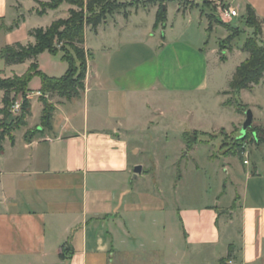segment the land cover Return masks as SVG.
<instances>
[{"label":"crops","instance_id":"1","mask_svg":"<svg viewBox=\"0 0 264 264\" xmlns=\"http://www.w3.org/2000/svg\"><path fill=\"white\" fill-rule=\"evenodd\" d=\"M175 1L171 24L164 4V27L154 28L160 4L146 3L128 17L117 14L95 30L86 28L85 89L71 100L46 95L55 107L50 129L41 127V80L29 86L39 111L31 110L0 153V264H221L229 254L228 264H264V143L246 144L242 159L220 151L214 160L223 162L220 169L209 164L218 186L203 199L182 187L183 173L202 168L192 158L201 145L188 146L186 132L242 130L246 115L226 104L231 96L224 92L249 58L243 47L253 30L237 27L241 34L224 55L238 54L241 62L221 76L220 48L231 32L217 24L209 32L212 11L203 0ZM233 1L242 17L253 7L263 23V43L264 0ZM26 3L38 9L35 0H0L4 78L16 75L6 73L16 65L1 58L5 47L34 44L33 29L65 19L57 14L49 26L25 28ZM218 28L223 36L211 44ZM171 67L175 73L167 74ZM183 69L189 73L183 76ZM182 94L197 95L192 107L182 112L180 101L166 107ZM3 96L0 91V108ZM239 98L252 111L253 125L264 129L263 85ZM171 129L183 139L164 137ZM139 165L143 171L135 178Z\"/></svg>","mask_w":264,"mask_h":264},{"label":"trees","instance_id":"2","mask_svg":"<svg viewBox=\"0 0 264 264\" xmlns=\"http://www.w3.org/2000/svg\"><path fill=\"white\" fill-rule=\"evenodd\" d=\"M39 8L37 13L45 15L49 11L57 10L63 4L76 7L78 10L71 9L70 16L67 19H58L47 28H37L30 32L35 38L34 44L22 45L20 43L5 47L1 51V58L9 66L23 64L28 60H34L30 69L22 76H14L12 79H3L0 76V91L4 92L2 99L3 108L0 109V153L2 152V144L6 137L13 139V132L26 125V119L31 113V102L28 99L30 93L29 84L34 77L41 79V96L40 102L43 104V113L41 117V127L50 129L55 107L46 99L48 94H57L61 98L71 100L79 97L81 91L85 89V79L87 75V55L84 49L85 30L87 27L97 29L98 26L106 20L108 15L115 13L122 8H128L120 5L117 0H50L42 2L35 0ZM204 5L212 9L209 15L210 26L209 32L212 31L213 22H217L230 31L232 35L223 41L222 53L225 52V45L230 44L240 35V30L232 24H227L216 19L213 4L209 0H203ZM159 3V9L156 15L154 28L164 27L167 23V8L164 7L166 0H147L144 3L139 1L131 2L129 7L139 6L140 4ZM129 13H125L128 17ZM246 26L253 29V35L247 39L244 44L243 51L249 54V58L245 60L236 69L233 78L229 84V89L224 92L225 95L231 96L226 102L227 105L235 107L237 112L245 114L249 107L245 105L239 98L243 90H252L260 84L264 87V44L259 43V37L263 34V23L257 16L251 5L246 7V14L243 17ZM16 23L15 26H18ZM45 51L53 55L63 54V61L68 64V70L61 78H52L44 74L36 61L38 56ZM226 57L222 55L221 60ZM12 93L16 95L22 94L23 105L19 119L13 123H7L10 118V111L13 106ZM224 132V131H222ZM33 131H29L28 135ZM214 138L213 134H205L199 132H186L184 134L185 142L188 146L198 143H209V139H201V137ZM247 143L262 144L264 143V129L262 127L252 126L248 129L245 137L241 138V134L230 145L223 143L221 152L225 156H238L243 158V152ZM235 207V206H234ZM231 254L221 261V264H228Z\"/></svg>","mask_w":264,"mask_h":264},{"label":"rangeland","instance_id":"3","mask_svg":"<svg viewBox=\"0 0 264 264\" xmlns=\"http://www.w3.org/2000/svg\"><path fill=\"white\" fill-rule=\"evenodd\" d=\"M136 1H139L140 3H144V1H142V0H117L118 4L125 5L128 8H122V9L116 11L115 13L108 15L107 18L109 17L111 19V17L112 18L117 17V14L118 15H121V14L125 15V13L129 12L130 9L137 8L138 7L137 5H135L134 7H129L131 2H136ZM219 1H220V5L218 4L219 6L232 7L233 9H235L238 12V16L235 17L234 19L228 20L229 22H227L226 19L225 20L222 19L220 11L217 9V7H218V5H217L215 7L213 6V8L215 10L214 16L216 17V19H220L221 21H223L224 23H227V24H232L235 28H237L238 26H241V24L242 25L245 24L244 18L242 17L240 10L238 9L236 3L233 0H219ZM218 2H212L211 1L212 4L218 3ZM149 4L150 3H147V5H149ZM166 4H168V6H169V10H170L169 22L171 24V22H174V20L176 18V7L178 6V1H175V0H172L170 2L166 1ZM63 5H65L64 6L65 8L62 10ZM63 5L60 8H58L57 10L51 11V13L49 15H47L48 13L45 15H39L37 13V9L34 10L32 8V6L34 7V3H33V5L26 3L25 4V8L27 9L26 13L28 12L29 15L27 17V23H26L25 28L30 29L32 27L49 26L52 23V21L54 20V18H56L57 14H63L65 16V19H67L70 16V10L71 9H74L76 11L78 10L76 7L70 6L68 4H63ZM38 8H39V6H38ZM30 11L32 14H30ZM210 11H212V9H210ZM208 19H209V16H208ZM213 23L217 24V22H215V21ZM218 26L221 27V25H218ZM244 27L246 29L249 28L248 26H246V24L244 25ZM223 28L228 30L229 32H231L230 36L232 35V31H230L229 29H227L225 27H223ZM249 29H251V28H249ZM251 30H253V29H251ZM222 32H224V30L221 28H218L217 32H214L212 34V36L210 37V39H211L210 43L213 44L217 39L222 38V36H223ZM240 34H241V32H240ZM262 35L259 37V43H261L260 38L262 37ZM244 39H245V37L242 35L237 42L242 43L244 41ZM231 44L232 43L224 44V45L227 49V46L228 45L230 46ZM236 44H238V43H236ZM263 44H264V42H263ZM222 45H223V43H222ZM226 49H225V51H226ZM221 50H222V48H220V51ZM222 55L226 57V55H224L221 51V57H222ZM62 57H63V54L61 52L58 53L57 55H53L50 52L45 51L44 53L39 55V58H38L39 69L44 74L49 75V76H52L53 74H57L58 76L64 75L66 72V69L68 70V64L65 61H63ZM241 58L242 57L237 54L234 56H230V57L226 58L225 60H220L221 67H222L221 76L231 72V70H234V67L237 64H239V62H241L240 61ZM65 63H66V65H64ZM30 66H31V63L29 61H27L26 63L19 64V65L12 67V68H9L8 70H6V73L7 74H13V75L16 74L14 76H22L30 69ZM190 68L192 69L193 67H190ZM175 71H176L175 67H171V68L167 69V74H174ZM181 73L184 76L185 74L189 73V71L186 69H183L181 71ZM14 76H12L10 78L9 77L7 78V76L5 78L4 77H1V78L12 79ZM39 79H40L39 77H34L31 80V82L29 84L31 89H33L37 86V83H39V81L41 80V79L40 80ZM34 81H36V82H34ZM11 97L14 101L13 105H15L16 103H20L21 109H22V105H23L22 94L16 95L15 93H12ZM27 97L31 102L32 113L34 112L35 114H37L39 111V107H40L38 102H35L34 107H32L33 96H31L29 93ZM37 97H35V98H37ZM196 98H197V95H195V94H193L191 96H187L185 94H182V95H179L178 97L170 98L169 102L166 103V107L172 106L173 105L172 103H174L175 101L176 102L180 101L181 104H179L180 105L179 109L182 112H185L187 109H189L190 107L193 106ZM2 108H3V104H2V107L0 109H2ZM10 113H11L10 118H8V120H7L8 124L9 123L11 124V123L17 121L21 115V111L19 113H12L10 111ZM245 115H246V113H245ZM2 117L3 116L0 115V119H2ZM26 121H27V119H26ZM32 121H33V119H32ZM187 128H188L187 125L183 126L182 131L185 129L188 130ZM240 130H241V128H236L234 133H232L231 135L226 133L224 130H221V131L213 134V135H215L214 138H210L207 136H205L203 138L201 137V139H209L210 142L209 143H198L201 146L199 147V150L196 153V155L195 156L193 155V157H192L193 159H194V157H197L199 159V161H201V164H202L201 167L202 168H200V171H196L194 168L193 170H195V172L183 173L184 178L182 181V187L185 189V193H187V195L197 197L198 199H203V197H205L204 194L208 193L207 191L210 190V188L212 191H216V188L218 186V180L213 176V171H212L213 168L209 164H210V162L212 164H216L217 170H218V168L220 169V165H222L223 162L220 161V162H218L219 164H217V162L214 163V160L216 159V157H221V155H220L221 145L223 143H227V144L231 145L236 140V138L239 136ZM222 131H224V132H222ZM179 132L180 131L178 129H176V130L171 129V130H168L165 132L164 137H167V139L170 140L171 142H173V141L177 142L180 138H182L181 136L178 135ZM188 133L192 134V132H188ZM248 144H250V143H247V145ZM183 158L184 157H182V159ZM192 158H190V157L187 158L186 162H189V165L193 164V166H194L195 162L192 160Z\"/></svg>","mask_w":264,"mask_h":264},{"label":"built area","instance_id":"4","mask_svg":"<svg viewBox=\"0 0 264 264\" xmlns=\"http://www.w3.org/2000/svg\"><path fill=\"white\" fill-rule=\"evenodd\" d=\"M220 14L222 19H234L235 17L238 16V12L233 9L232 7H226V6H219ZM39 96H41V93L38 94ZM21 111V104L20 103H16L15 105L12 106L11 108V112L12 113H19ZM243 156L244 157H248V154L246 151L243 152ZM244 164L247 165L248 164V159L244 160Z\"/></svg>","mask_w":264,"mask_h":264},{"label":"water","instance_id":"5","mask_svg":"<svg viewBox=\"0 0 264 264\" xmlns=\"http://www.w3.org/2000/svg\"><path fill=\"white\" fill-rule=\"evenodd\" d=\"M253 124V113L251 110H247L246 112V121L243 124L242 130H241V138L245 137L248 129L252 126ZM143 171V167L141 165L136 166L134 169L135 173V178L141 174Z\"/></svg>","mask_w":264,"mask_h":264}]
</instances>
